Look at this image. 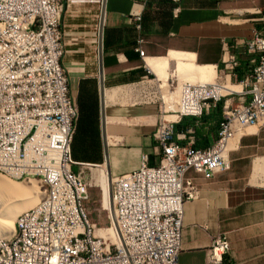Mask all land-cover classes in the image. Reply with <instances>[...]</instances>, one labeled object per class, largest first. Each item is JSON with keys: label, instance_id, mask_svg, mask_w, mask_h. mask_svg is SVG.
<instances>
[{"label": "built area", "instance_id": "2783aa9c", "mask_svg": "<svg viewBox=\"0 0 264 264\" xmlns=\"http://www.w3.org/2000/svg\"><path fill=\"white\" fill-rule=\"evenodd\" d=\"M65 2L0 0V17L8 21V28H0V168L12 180L34 177L42 193L45 185H55L54 200L24 212L13 240L0 243V264H179L183 206L199 196L187 171L208 178L229 170L238 137L264 124V30L242 42L252 69L239 91L220 78L169 84L152 134L161 150L159 163L149 165L143 155L137 169L109 173V227L97 228L85 207L87 183L73 171L81 164L70 152L78 111L61 65ZM255 14L264 26V8ZM29 16H37L35 29H27ZM134 20L139 29L140 16ZM16 22H23L25 33L15 31ZM137 51L143 56L140 47ZM222 62L224 74L235 77L239 62L226 43ZM234 96L241 102L231 108L226 100ZM222 99L214 142L206 148L181 145L174 125L203 116ZM229 250L224 236L215 238L205 264H224Z\"/></svg>", "mask_w": 264, "mask_h": 264}, {"label": "crops", "instance_id": "0c3cea01", "mask_svg": "<svg viewBox=\"0 0 264 264\" xmlns=\"http://www.w3.org/2000/svg\"><path fill=\"white\" fill-rule=\"evenodd\" d=\"M258 8L264 0H66L61 65L78 111L72 158L86 166L103 161L111 176L137 169L143 155L157 165V94L170 83L243 80L252 64L242 42L264 30ZM224 43L239 62L235 77L223 71ZM193 65L200 68L193 72ZM224 100L176 123L179 143L210 146ZM229 159V170L208 178L186 173L199 196L183 206L179 264H205L213 240L222 236L230 245L224 264H264V124L245 129Z\"/></svg>", "mask_w": 264, "mask_h": 264}, {"label": "bare ground", "instance_id": "6f19581e", "mask_svg": "<svg viewBox=\"0 0 264 264\" xmlns=\"http://www.w3.org/2000/svg\"><path fill=\"white\" fill-rule=\"evenodd\" d=\"M36 26L37 16H29V19L27 20V29H35ZM0 28H8V21L3 17H0ZM15 31L17 33H25V26L23 22L15 23ZM191 67L193 72H195L196 69L198 70L200 68L196 65H193ZM205 68L206 67H204V69ZM235 88L239 87L232 86L233 90H236ZM169 118L174 117L171 116ZM74 135L75 134H73L70 143L71 155ZM72 160L74 161L73 158ZM79 164L84 165L82 163ZM91 166H96L97 170H101V183H98V186L101 188V192L103 193L102 204L104 206V209L108 211L112 207V203L110 200V178L108 176L109 170L103 165ZM0 174L2 175H0V243H6L8 242V240H13L14 229L18 228V219L24 218V212H28L31 209H36L41 205L47 204L48 200H54L55 190L47 195V190L45 191L44 189V193H42L40 184H38L35 180L31 179L28 181L31 185H24L21 183H14L6 177L4 178V171L2 169L0 170ZM107 230V232H110L109 228Z\"/></svg>", "mask_w": 264, "mask_h": 264}, {"label": "rangeland", "instance_id": "374dc122", "mask_svg": "<svg viewBox=\"0 0 264 264\" xmlns=\"http://www.w3.org/2000/svg\"><path fill=\"white\" fill-rule=\"evenodd\" d=\"M192 83H195L196 80H192ZM236 80L232 78V83H235ZM240 82H236V84H239ZM167 88L168 86L164 84V86L161 89V92L157 94V101L162 103V96L164 97L165 101H168L167 97ZM236 90H240V88H235ZM238 96L233 97V102L230 104V107L233 108L236 105H238L240 102L237 100ZM225 101V100H224ZM223 101V102H224ZM168 115V114H166ZM91 163L93 165H101L103 161L101 162H87ZM1 170V169H0ZM76 173H80V175L83 177L85 182L87 183L88 186V199L85 201V207L87 210V215H88V220L90 223L95 224L97 228L100 227H109V215L106 209H104V206L102 204V193H101V188L98 186L99 183V174L97 172V167L96 166H86V165H77L74 168ZM1 175V174H0ZM2 176V175H1ZM3 177L11 180L14 183H21L24 185H31L29 184V180H35L34 177H28V179H21V180H12L8 176ZM41 186V184H40ZM55 185L54 184H47L45 185V191L46 194L49 195L55 190ZM49 191V192H48ZM16 221V220H15ZM16 223V222H15Z\"/></svg>", "mask_w": 264, "mask_h": 264}, {"label": "trees", "instance_id": "16d2710c", "mask_svg": "<svg viewBox=\"0 0 264 264\" xmlns=\"http://www.w3.org/2000/svg\"><path fill=\"white\" fill-rule=\"evenodd\" d=\"M75 136V135H74ZM73 143V142H72ZM75 161V160H74Z\"/></svg>", "mask_w": 264, "mask_h": 264}]
</instances>
